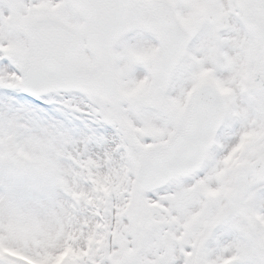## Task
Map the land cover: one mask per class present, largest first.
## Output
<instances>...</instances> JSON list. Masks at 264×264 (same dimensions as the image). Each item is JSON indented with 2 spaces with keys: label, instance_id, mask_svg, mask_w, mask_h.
<instances>
[{
  "label": "snow or ice",
  "instance_id": "1",
  "mask_svg": "<svg viewBox=\"0 0 264 264\" xmlns=\"http://www.w3.org/2000/svg\"><path fill=\"white\" fill-rule=\"evenodd\" d=\"M0 264H264V0H0Z\"/></svg>",
  "mask_w": 264,
  "mask_h": 264
}]
</instances>
